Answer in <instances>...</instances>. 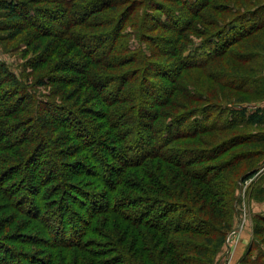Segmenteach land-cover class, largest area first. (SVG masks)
Wrapping results in <instances>:
<instances>
[{
  "label": "trees",
  "instance_id": "1",
  "mask_svg": "<svg viewBox=\"0 0 264 264\" xmlns=\"http://www.w3.org/2000/svg\"><path fill=\"white\" fill-rule=\"evenodd\" d=\"M50 1L0 0V18L14 25L12 37L31 29L55 38L35 66L55 61L33 83L53 85L46 100L0 64V86H10L0 90V264H213L233 226L237 180L252 179L264 168V162L255 165L264 151L257 140H227L211 150L172 145L241 121L264 125V108L247 114L233 110L236 103L213 102L215 118L198 108L182 106L179 113L165 108L175 106L170 97L183 91L175 84L183 70L204 69L220 56L239 62L231 50L264 34V2L231 0L209 10L211 0H176L197 20L207 10L214 13V29L195 44L190 34L199 30L165 5L150 6L157 27L145 31L146 20L137 11L148 9L149 0L142 5L130 0L114 16L101 13L116 11L120 0H52L53 9L37 6ZM127 27H138L136 48ZM154 28L173 33L171 48L155 42L151 50L147 32ZM258 43L262 50L264 42ZM161 55L177 57L173 77L165 62H153ZM225 76H214L221 89L249 93L242 85L246 78ZM160 78L173 88L153 81ZM263 79L256 80L262 88L252 91L262 98ZM241 143L247 146L243 156L221 158ZM241 161L253 162L232 181L234 166L238 174L245 167ZM258 193L264 195V186ZM255 220L250 250L240 264H264L257 237L264 233V216Z\"/></svg>",
  "mask_w": 264,
  "mask_h": 264
},
{
  "label": "rangeland",
  "instance_id": "2",
  "mask_svg": "<svg viewBox=\"0 0 264 264\" xmlns=\"http://www.w3.org/2000/svg\"><path fill=\"white\" fill-rule=\"evenodd\" d=\"M51 1L50 4L39 3L37 6L40 7L41 9L44 8L53 9L57 5H54L53 3H51ZM120 1H121L120 6L118 7L117 5L116 11H108L106 13H101V16L103 15L114 16L118 11L120 12L124 10L125 8L124 6H127L130 2V0H120ZM142 1L143 0H136V2H138L137 4L140 5L143 4V3L141 4ZM175 1L176 0H149L148 2H146L148 9L143 10L140 7L137 12L139 15H141L143 21L146 20L145 31H147L150 27L151 28L155 26L157 27L156 23L152 24L150 20L152 17L154 18V16H156L155 14H157L152 11V8H150V6L154 7V5H160V4L165 5L164 7H166L167 9L171 8L175 12H177L180 17L182 16L185 21L184 23L186 25L188 24L189 21H192V27H194L196 31L199 30L198 35L195 32L193 33L190 32L191 38H195L192 41L195 44L199 43V39L203 38L202 35H204L205 33H209L214 29V26H211L212 25L211 19L213 18L214 13H212V11H209L213 9L212 7L213 4L217 3V4L225 5L231 2V0H211L210 6L208 8L209 10L203 12L202 16H200V19L197 20V18H195L193 14H191L192 11L186 10L180 3H179L180 5L176 4ZM183 1L193 3L196 0H183ZM241 2L242 4H244V2L245 3L249 2L256 5L264 2V0H245V1L241 0ZM32 7H36V4H33ZM159 15L160 14H158L157 16ZM144 16H148V17L145 18ZM204 17H207V19L206 18L204 19ZM262 18H264V15ZM0 24H1L0 64L1 63L4 64L7 70L15 78H17L20 83H23V85H26L28 87H32L33 83L40 75L44 76L45 74H48L47 72L49 70L48 64L55 63V61L49 59L46 61L45 63L46 65L39 67L38 69H35V66H37L36 64L38 63V59H40L41 56H44L45 54L43 52L44 48L49 43L55 41L54 40L55 38L43 37L31 29L24 30L23 33H21L20 35L12 37L11 34L13 29H9V28H12L14 25L7 20L5 21L4 18H0ZM135 28L137 29L138 27ZM135 28L130 29L129 27H127L124 29V32L131 35V39H130L131 46L136 48L138 47V43H137L138 41L135 42V36H134L135 34L133 32ZM75 30L85 31V28L75 27ZM88 31L97 32L99 30L96 29V30H88ZM147 36H149L148 38L151 39L150 42L151 50H154L153 43L155 42H158L161 46H166L167 48H171V45H168L167 41L169 42L170 39L175 38L173 37L174 36L173 33L169 32L166 29H160V28L157 29L154 28L153 30H150L149 32H147ZM259 40H262L264 42L263 32L257 33L256 35H253L251 38L243 40L242 42H240L239 45H237L231 50L230 52L232 54L231 57L235 58L239 62L229 63L227 62V60H224L225 57L220 56L218 59L213 60L212 63H210L204 69L183 70L181 75L178 77V79L175 82L176 86L178 85L182 86L183 91L176 92L174 93L173 96L170 97L172 98L171 102H174L176 107L175 106L166 107L165 110L168 112L179 113L178 109H181L182 106L190 110L198 108V110L210 113L209 115L215 118L218 115L217 113L218 110L210 108L213 102H216L218 104L236 103L237 105L235 107H232V109L245 110L247 114L255 110H258L259 108H264V98L260 97L259 94L252 93V91H258L260 88H262L258 86L259 83H257L256 80L262 76L264 77V72L261 73V75L259 72V70L261 69H263L264 71V48L262 50L257 49V47H259V43L257 44ZM146 45L148 46L149 44ZM38 46H39V50L35 52ZM151 50L149 51L151 52ZM72 52H76L75 49H73ZM256 54H258V56H260L261 58L253 59L248 63L246 62L247 60H249V58L254 57ZM68 56L70 55L68 54ZM152 60H154L153 62H157V63L162 62L160 64H163L165 62L163 65H165L168 68V70H170V73L167 72V75L169 74L170 77H173L174 76L173 71L179 68V61L177 57L172 58L170 56L165 57L161 55V57L155 56L154 58H152ZM219 75L222 76L227 75L228 79L230 80L235 76L246 78L247 83L245 82V84L242 85L244 89L249 91V93L243 94L240 93L239 91L232 90L229 87L221 89L220 88L221 86L214 81V76L217 77ZM225 80H226V76H225ZM153 81L155 83L158 82L162 87H164L168 91L173 88L172 84H170L165 80H162L161 78L155 79ZM263 84H264V79H263ZM9 89H10L9 84H3L0 86V90L2 92L9 91ZM188 90H191V92H193V96H191V98H189L185 92ZM32 92L36 94V96L39 97L41 100H46L49 94H51L50 92H53V85H48L45 87L33 86ZM55 98H58V96H56ZM207 101L210 102V104ZM71 102H73V100ZM255 102L258 103L254 104ZM176 104H179V106H177ZM183 113L184 112H182L181 114ZM163 121H165V119H163ZM107 130L104 129L103 132H110ZM59 134H60L59 131L53 133L54 135L53 139H55V141L56 138L59 136ZM232 139H236L235 142L240 140L247 142H254L257 140L258 142L257 146H261L260 150H262L263 152L264 150L262 148H264V125L252 127L250 125L248 126L244 124V122L241 121V124L231 126V128H229L228 130H224L220 132L211 131L209 133H203L202 135L195 138L193 141L183 139L181 141L173 143L172 146L181 147V148H198V149L203 148V149L211 150L210 146H214V148L217 146H222V144L225 141ZM246 148L247 146L243 144L242 147L241 146L233 147L230 149L229 152L225 153L224 157L222 156L221 158L225 160L226 158H229L231 154H234L235 157L238 154L243 156L244 155L243 150L244 149L246 150ZM70 151L74 153L75 150L72 149ZM157 161L158 160H156V162ZM252 162L253 161L242 162V166H245L246 168L240 167L239 174L234 173L236 168L238 170L237 165H235L233 169L234 176L232 178V181H234V179H236V177L240 175V173L242 174L245 170L247 171L248 167L252 165ZM263 162H264V156L260 158L255 163V165H260ZM236 184H237L236 187L237 190L235 194L237 201L235 204V213L233 215V224H232L233 226L225 238L224 247L219 252L217 259L213 262V264H240V261L246 258V255L250 250V244L254 237L253 229H254V225H256L255 217L258 215L264 216V197H262L264 195L261 196L258 193V190L262 188V186H264V168L260 169L252 179H249L247 181L241 180L239 182L237 180ZM257 237L261 240V242L263 241V246H264V233L258 235ZM94 240L99 241L100 239H94ZM91 248L95 249L94 247Z\"/></svg>",
  "mask_w": 264,
  "mask_h": 264
}]
</instances>
